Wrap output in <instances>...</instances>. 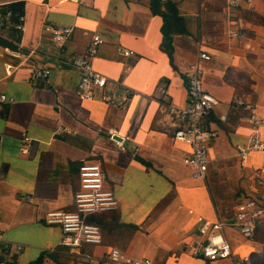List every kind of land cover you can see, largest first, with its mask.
Wrapping results in <instances>:
<instances>
[{"label":"crops","instance_id":"0c3cea01","mask_svg":"<svg viewBox=\"0 0 264 264\" xmlns=\"http://www.w3.org/2000/svg\"><path fill=\"white\" fill-rule=\"evenodd\" d=\"M173 1L186 32L175 31L170 56L162 47L164 19L153 13L151 0H0V7L24 3L21 16H12L23 18V30L0 29V90L11 100L0 102V238L15 246L0 264H83L44 215L75 208L85 159L101 162L106 172L119 202L117 226L131 230L123 247L130 256L152 264H232L192 250L203 239L205 219L232 217L219 213L221 185L211 175L239 187L235 209L248 196L264 203L257 181L264 178V152L251 154L244 165L238 155L254 131L250 114L264 118V24L244 15L247 9L264 15V1L240 0L237 7L230 0ZM63 25L74 32L58 48L52 29ZM93 34L105 40L93 67L107 85L95 99L80 100L75 61ZM121 48L133 54L123 55ZM201 51L211 55L202 61L204 85L219 99L204 120L216 132L206 179L194 178L184 164L188 147L174 139L168 110L187 106L188 67ZM36 68H49L50 75L35 79ZM60 126L65 131L59 133ZM111 134L126 138L127 147ZM263 224L264 218L259 228ZM225 234L236 253L264 247L257 234L244 238L234 226L226 225ZM112 245L105 240L86 250L103 254ZM42 253L43 261L35 263Z\"/></svg>","mask_w":264,"mask_h":264},{"label":"built area","instance_id":"2783aa9c","mask_svg":"<svg viewBox=\"0 0 264 264\" xmlns=\"http://www.w3.org/2000/svg\"><path fill=\"white\" fill-rule=\"evenodd\" d=\"M240 0H230L232 7H237ZM12 11H0V29L17 28L23 30L24 24L12 20ZM74 32V27L63 25L52 29V38L58 48H62ZM105 42L99 34H93L90 45L82 57L75 61L80 69L81 77L77 85L76 94L80 100H93L99 90H105L106 76L93 67V61L97 56L100 46ZM121 54L129 56L132 50L121 48ZM211 59L207 51H201L198 58L188 67V104L185 107L170 105L169 114L175 124L173 137L175 140L188 147L183 162L192 170V176L197 179H206L210 164V148L216 132L205 126L204 120L219 104V99L204 85L205 70L202 61ZM49 68H36L33 77L47 78L50 75ZM106 99L112 101L110 96ZM11 101L0 90V102ZM243 103V100L238 101ZM124 108L125 104L120 103ZM250 122L253 125V134L249 141L238 146V155L242 165L255 152H264V118L256 112L250 114ZM65 131L61 126L58 132ZM121 149L127 147L126 138L110 136ZM25 141L29 140L25 136ZM80 184L74 194L75 208L72 210L53 209L45 212L44 221L49 225H57L62 230L61 244L69 251L83 260V264H152L147 257H132L123 248L112 245L103 254H94L86 250L88 246L103 245L105 241L103 228L97 221H91L90 217L112 212L118 209L119 202L113 188L107 184L106 172L101 162L85 159L79 168ZM258 184L264 188V178H258ZM30 201L31 198H28ZM264 218V203L260 199L246 197L228 220L205 219L199 226L202 236L193 247V254L201 256L209 261L219 259H231L232 264H250L251 254L242 255L236 253L231 242L225 234L226 225L234 226L240 234L252 240L258 223ZM15 247L0 238V253L4 249L10 251ZM17 250H22V245H16Z\"/></svg>","mask_w":264,"mask_h":264},{"label":"trees","instance_id":"16d2710c","mask_svg":"<svg viewBox=\"0 0 264 264\" xmlns=\"http://www.w3.org/2000/svg\"><path fill=\"white\" fill-rule=\"evenodd\" d=\"M23 7H24L23 2H16V3L9 4L7 6H2L0 7V10L2 9L1 10L2 12L12 11L13 16L18 19L22 14ZM151 9L153 13L161 15L164 19V24L162 27L163 34H164L162 47L171 56L172 51H173V34L175 33V31H181L182 33L186 32L183 18L179 14L178 6L176 2H174L173 0H167L164 3L161 0H151ZM242 201L243 200L241 198L239 203H241ZM239 203L237 204V206L239 205ZM107 218L116 222L117 224V215L115 211L97 214V215L90 217L91 221H97L98 223H100L102 228L105 223L104 220H107ZM260 223L261 221L258 223L256 227L255 235L260 230L259 228ZM6 252H7L6 250L4 249L2 250V253H5V255L0 256V262L7 260ZM263 255H264L263 249L259 252L251 254L252 260L250 264H254V261H255L254 257L260 258ZM44 256H45L44 253H42L41 256L35 261V263L42 262ZM51 257L54 258V256H51Z\"/></svg>","mask_w":264,"mask_h":264},{"label":"rangeland","instance_id":"374dc122","mask_svg":"<svg viewBox=\"0 0 264 264\" xmlns=\"http://www.w3.org/2000/svg\"><path fill=\"white\" fill-rule=\"evenodd\" d=\"M244 15L248 16V18L253 22L264 24V15L259 13L258 11L247 9L245 10ZM210 179L211 180L219 179L218 181L219 186L221 185L218 191H222V196L220 197L219 201L216 203L219 213L221 214V216L224 217L231 216L232 213L234 212L235 205L240 196L239 187L235 186L232 183V181H229L228 183H226V181L224 182L221 181L222 179L220 178L218 173L215 176L211 175ZM104 221L105 223L103 225V230H104L105 240L110 244L117 245L122 248L123 247L126 248L127 239L130 236L131 230H128L127 232L124 228H119L116 222L108 218L107 220ZM257 235L259 238L263 239V245H264V224L258 231ZM260 249L264 250V247ZM254 260H255L254 264H264V255L260 258L254 257Z\"/></svg>","mask_w":264,"mask_h":264}]
</instances>
